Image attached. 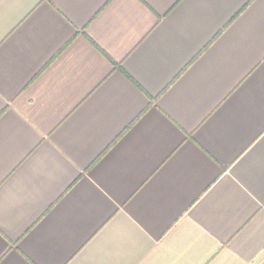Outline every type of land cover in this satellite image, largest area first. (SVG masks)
Instances as JSON below:
<instances>
[{
  "label": "crops",
  "instance_id": "0c3cea01",
  "mask_svg": "<svg viewBox=\"0 0 264 264\" xmlns=\"http://www.w3.org/2000/svg\"><path fill=\"white\" fill-rule=\"evenodd\" d=\"M264 261V0H0V264Z\"/></svg>",
  "mask_w": 264,
  "mask_h": 264
},
{
  "label": "built area",
  "instance_id": "2783aa9c",
  "mask_svg": "<svg viewBox=\"0 0 264 264\" xmlns=\"http://www.w3.org/2000/svg\"><path fill=\"white\" fill-rule=\"evenodd\" d=\"M260 264H264V261L262 263H260Z\"/></svg>",
  "mask_w": 264,
  "mask_h": 264
}]
</instances>
